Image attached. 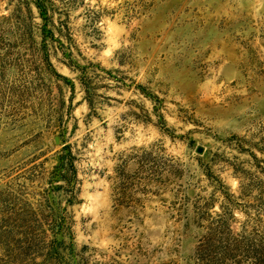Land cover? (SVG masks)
Returning a JSON list of instances; mask_svg holds the SVG:
<instances>
[{
	"label": "rangeland",
	"instance_id": "rangeland-1",
	"mask_svg": "<svg viewBox=\"0 0 264 264\" xmlns=\"http://www.w3.org/2000/svg\"><path fill=\"white\" fill-rule=\"evenodd\" d=\"M0 264H264V0H0Z\"/></svg>",
	"mask_w": 264,
	"mask_h": 264
},
{
	"label": "trees",
	"instance_id": "trees-1",
	"mask_svg": "<svg viewBox=\"0 0 264 264\" xmlns=\"http://www.w3.org/2000/svg\"><path fill=\"white\" fill-rule=\"evenodd\" d=\"M64 147H65V149L67 150L65 156L68 155V157H69V158H67V162H68V163L70 164V166H71V155H70V151L68 150V146H64ZM60 163L63 164V161L61 160ZM65 163H66V162H65ZM63 165H64V164H63Z\"/></svg>",
	"mask_w": 264,
	"mask_h": 264
}]
</instances>
